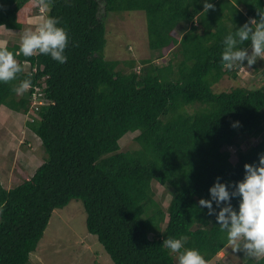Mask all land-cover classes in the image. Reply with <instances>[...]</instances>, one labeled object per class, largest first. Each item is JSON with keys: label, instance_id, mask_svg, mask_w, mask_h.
<instances>
[{"label": "trees", "instance_id": "trees-1", "mask_svg": "<svg viewBox=\"0 0 264 264\" xmlns=\"http://www.w3.org/2000/svg\"><path fill=\"white\" fill-rule=\"evenodd\" d=\"M212 2L206 12L203 0H47L46 14L68 32L66 62L21 53L23 70L0 82V106L24 114L48 156L22 183L0 181V264H34L54 210L74 199L113 264H178L162 243L181 236L205 264L224 249L240 258L234 264H264V256L233 251L217 223L227 203L238 209V196L212 200L211 211L198 203L212 199L217 178L234 188L244 164L264 153V59L243 62L257 76L252 86L216 88L242 67H223L224 36L258 18L264 0ZM35 3L38 9L40 0H0V31L27 30ZM121 11H144L151 56L106 57V22ZM19 45L3 47L15 54ZM169 53L167 63L156 62ZM25 79L29 88L14 91ZM135 132L136 146L123 149L122 139ZM155 183L171 194L167 206Z\"/></svg>", "mask_w": 264, "mask_h": 264}, {"label": "rangeland", "instance_id": "rangeland-1", "mask_svg": "<svg viewBox=\"0 0 264 264\" xmlns=\"http://www.w3.org/2000/svg\"><path fill=\"white\" fill-rule=\"evenodd\" d=\"M35 3L32 14L27 18V26L35 28L41 21L42 16L40 5ZM106 22V47L105 55L107 58H119L126 60L133 56L141 60L153 53L149 49L147 34V17L144 11H121L114 13ZM26 28V26H25ZM28 29V28H27ZM26 30V29H25ZM22 31H9L2 27L0 31V46H5L9 41L21 42ZM13 32L15 34H13ZM178 36H180L178 34ZM132 52L131 53H129ZM158 55L157 53H155ZM169 55L157 57L156 62L165 64L168 62ZM28 65V64H27ZM257 77L253 69L246 66L238 68V77L233 78L226 75L216 84L218 90H230L237 85L252 86L255 82L252 78ZM11 114H16L13 111ZM0 109V181L6 188L18 185L28 176H32L38 166L47 159V153L41 145V139L28 127L25 128L24 136L20 139L14 134L21 136V123L14 119H7L9 113ZM4 115L5 118H4ZM14 132V134H11ZM24 132V133H25ZM137 134L129 133L121 141L122 148H132L136 146L134 136ZM258 139L251 138L249 141L256 143ZM249 143L243 142V146ZM232 152L233 159L236 160V147L228 146ZM156 197L162 200L167 206L171 200V194L161 184H154ZM87 213L82 200H72L63 209H55L49 224L39 242L38 248L31 254L34 264H113L109 254L105 251L96 235L90 233L86 226ZM224 249L218 253L215 260L208 264H234L240 261L235 253H229Z\"/></svg>", "mask_w": 264, "mask_h": 264}, {"label": "clouds", "instance_id": "clouds-1", "mask_svg": "<svg viewBox=\"0 0 264 264\" xmlns=\"http://www.w3.org/2000/svg\"><path fill=\"white\" fill-rule=\"evenodd\" d=\"M40 5L41 13H46L49 7L47 0H40ZM214 8L212 0H203V11ZM258 12V18L250 17L224 36V49L220 54L224 68L231 70L244 66L245 60L251 66L258 59H264V10L258 9ZM246 41L250 42L247 47L244 46ZM68 43V32L60 24L59 18L43 15L34 29L28 28L23 32L15 54L7 47L0 46V82L16 79L17 74L23 70L16 59L21 53L30 57L38 52L49 55L61 64L65 63ZM29 84L30 81L25 79L14 91L21 93L29 88ZM238 123L239 121H234L233 126ZM38 138L41 139L39 136ZM244 169L243 178L234 182V188L230 190L226 182L217 178L209 189L212 199L202 197L198 203L200 206H207L211 211L212 200L219 205L221 202L230 201L232 196H238V209L230 202L227 203L218 212L217 223L225 231L227 244L233 251H243L248 257H260L264 256V153L259 154L258 161L246 162ZM186 240L187 237L184 236L167 237L162 245L178 255V264H205L199 249L185 247Z\"/></svg>", "mask_w": 264, "mask_h": 264}, {"label": "crops", "instance_id": "crops-1", "mask_svg": "<svg viewBox=\"0 0 264 264\" xmlns=\"http://www.w3.org/2000/svg\"><path fill=\"white\" fill-rule=\"evenodd\" d=\"M0 29H1V28H0ZM0 109H3V110L6 111V112H9V110H10V111H13V112L16 113V114H11L10 112H9V113H6V115L9 114V116L7 117V119H14V120H16V121H18V122H20L21 119H23V117H22L23 115H22L21 112L14 111V110L8 108V107L5 106V105L0 106ZM6 115H4V118H5ZM0 122H1V124H2L3 119H2V120L0 119ZM20 123H21V122H20ZM23 123H24V121L22 120V123H21V125H22L21 133H23V134H22L21 136H17V135H15L14 132L11 133V134H14V137H19L18 139L22 138V137L24 136V134H28V132H25V128H26L27 126H26V125L24 126ZM24 132H25V133H24Z\"/></svg>", "mask_w": 264, "mask_h": 264}]
</instances>
